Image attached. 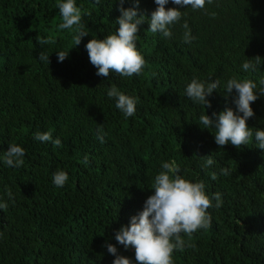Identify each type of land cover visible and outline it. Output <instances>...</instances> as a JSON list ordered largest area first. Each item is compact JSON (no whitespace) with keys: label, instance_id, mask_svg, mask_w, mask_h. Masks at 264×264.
Listing matches in <instances>:
<instances>
[{"label":"trees","instance_id":"16d2710c","mask_svg":"<svg viewBox=\"0 0 264 264\" xmlns=\"http://www.w3.org/2000/svg\"><path fill=\"white\" fill-rule=\"evenodd\" d=\"M59 2L0 0V203L8 204L0 210V264H113L107 244L135 264L134 249H124L115 234L143 210L162 163L173 160L180 175L202 181L209 197L218 192L223 201L208 210V229L183 236L185 248L174 252V264H264V150L254 141L243 149L220 148L216 129L199 126L203 114L236 110L235 89L223 93L229 79L264 87V0L181 8L171 38L149 31L154 0H140L138 7L125 0L124 8L145 17L137 48L147 64L139 76L108 78L96 74L85 45L117 31L118 0H76L89 13L82 16L89 35L77 47L74 33L58 27ZM165 7L179 6L169 0ZM184 22L191 43L184 42ZM37 36L52 43L41 46ZM69 50L59 62L56 52ZM41 52L50 55L49 64L39 59ZM256 56L261 66L244 71L243 63ZM193 79L220 81L208 97L210 108L186 97ZM112 86L138 98L134 116L115 107L107 96ZM251 107L248 126L264 129V96ZM49 131L62 146L34 139ZM11 144L25 150L19 168L3 162ZM209 158L214 162L205 167ZM225 168L227 176L221 174ZM60 170L69 180L56 187L52 177Z\"/></svg>","mask_w":264,"mask_h":264},{"label":"clouds","instance_id":"9594fccd","mask_svg":"<svg viewBox=\"0 0 264 264\" xmlns=\"http://www.w3.org/2000/svg\"><path fill=\"white\" fill-rule=\"evenodd\" d=\"M119 12L117 18V31L107 35L103 39L92 38L85 45L90 63L98 70L97 75L108 78L111 73L122 77L139 76L145 71L147 61L137 48V37L139 25L145 20L143 15L138 16L137 8H124L125 0H118ZM139 5L140 0H134ZM157 8L151 13L149 19V31L162 33L165 38H171V26L179 23L183 12L181 8L191 7L193 10H204L206 5L213 0H171V3L179 7L166 8L169 0H154ZM100 0H96L99 4ZM58 9L62 22L58 27L61 30H71L74 40V47L80 45L82 38L89 35L82 23V16L85 13L78 7L76 0H63L58 3ZM183 36L185 43H191L194 37L191 35L189 25L184 22ZM39 45L52 43L50 38L37 36ZM73 47V48H74ZM69 51L56 52L58 61L63 62L69 55ZM48 54L41 52L39 59L50 63ZM261 57H254L243 63L244 71H256L261 66ZM264 85V80L260 81ZM220 81L202 82L193 79L185 89L186 97L193 102L203 105L205 109L211 107L208 97L214 90H218ZM233 89L237 93L234 100L236 110L231 107L225 108L219 114L212 113L210 117L203 114L199 118V126L202 129L215 128V143L223 148L231 144L237 149H243L250 143L255 142V147L264 150V129L254 131L248 126L247 121L255 115L251 107L260 96H264V87L259 88L256 82L251 79L238 80L229 79L224 88L225 96H229ZM107 96L115 100V107L125 117H132L137 110L138 98L128 96L117 87L112 86L107 91ZM215 117V119H213ZM98 139L105 142L103 129H98ZM34 139L40 142H52L54 146H62L59 138L53 139L52 132H37ZM25 150L17 145H9L4 156V163L8 167L19 168L24 164L23 157ZM209 158L205 167L213 164ZM82 163H89L87 156ZM162 171L155 176L152 184L154 193L150 195L143 206V210L130 218L128 225L121 226L115 234V240L124 249H134L135 264H174L173 254L175 251H184L185 240L183 236L192 237L200 230H206L211 226L210 208L219 209L222 206L221 193H214L212 197L206 194L205 184L202 181L192 182L185 179L181 173L180 165L174 160L163 162ZM221 174L229 175L228 169H222ZM53 183L56 187H63L69 180L66 172L60 170L53 174ZM211 179H217L216 174ZM11 198V191L8 192ZM213 199L215 204H213ZM7 203H0V210H7ZM193 246L194 245H190ZM107 251L116 258L113 264H133L129 257L118 255L116 246L107 244Z\"/></svg>","mask_w":264,"mask_h":264}]
</instances>
